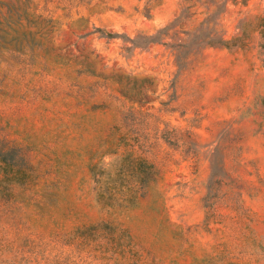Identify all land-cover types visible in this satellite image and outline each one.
Wrapping results in <instances>:
<instances>
[{"label":"rangeland","instance_id":"1","mask_svg":"<svg viewBox=\"0 0 264 264\" xmlns=\"http://www.w3.org/2000/svg\"><path fill=\"white\" fill-rule=\"evenodd\" d=\"M0 264H264V0H0Z\"/></svg>","mask_w":264,"mask_h":264}]
</instances>
